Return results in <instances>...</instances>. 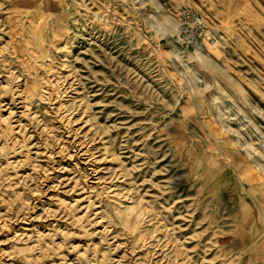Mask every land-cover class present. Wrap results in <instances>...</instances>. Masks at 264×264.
<instances>
[{
	"label": "rangeland",
	"instance_id": "obj_1",
	"mask_svg": "<svg viewBox=\"0 0 264 264\" xmlns=\"http://www.w3.org/2000/svg\"><path fill=\"white\" fill-rule=\"evenodd\" d=\"M248 172L264 0H0V264H264Z\"/></svg>",
	"mask_w": 264,
	"mask_h": 264
},
{
	"label": "built area",
	"instance_id": "obj_2",
	"mask_svg": "<svg viewBox=\"0 0 264 264\" xmlns=\"http://www.w3.org/2000/svg\"><path fill=\"white\" fill-rule=\"evenodd\" d=\"M178 41L185 47L200 45L205 36L206 24L203 18L193 9L184 7L178 16Z\"/></svg>",
	"mask_w": 264,
	"mask_h": 264
},
{
	"label": "bare ground",
	"instance_id": "obj_3",
	"mask_svg": "<svg viewBox=\"0 0 264 264\" xmlns=\"http://www.w3.org/2000/svg\"><path fill=\"white\" fill-rule=\"evenodd\" d=\"M166 21H167V23H168V25H169V27L168 26H166L167 27V29H169L170 30V33H173V34H177L178 32H179V21L177 22V25L174 23V22H172L171 20H169V19H167L166 18ZM178 26V27H177ZM177 36H178V34H177ZM196 47H198V46H196ZM200 51H201V49H200ZM200 51H198V52H195V56H196V58H198V57H200V60H201V57H202V53L200 52ZM199 59V58H198ZM227 158V160L230 162V163H234L233 162V158L232 157H226ZM240 159V158H239ZM241 162H243V160H238V163L241 165ZM246 163V162H245ZM235 165V164H234ZM243 165V167H244V164H242ZM246 165H247V163H246ZM239 167H241V166H239ZM245 168H248L247 166L245 167ZM248 170V169H247ZM251 170V169H250ZM241 172H243V171H241ZM241 174V173H240ZM242 175V174H241ZM243 175H245L244 173H243ZM246 177V176H245ZM263 175H261V174H259L258 172H256V173H250V172H248V175H247V178H244V180H245V182L247 183V184H249V186L253 189V188H257V187H263V189H264V181H263ZM127 209V208H126ZM25 251H28V249H27V247H24V248H22L21 250H19L18 251V253H22V252H25ZM58 258H59V260L60 261H63L65 264H68L67 263V260H66V258H67V256L65 255V253L64 252H60L59 253V255H58Z\"/></svg>",
	"mask_w": 264,
	"mask_h": 264
}]
</instances>
